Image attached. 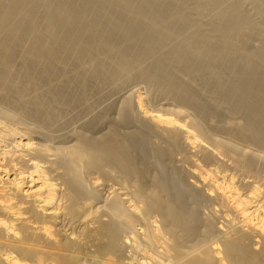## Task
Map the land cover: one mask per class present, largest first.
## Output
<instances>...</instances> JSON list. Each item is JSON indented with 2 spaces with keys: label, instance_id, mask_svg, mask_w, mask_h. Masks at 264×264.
<instances>
[{
  "label": "bare ground",
  "instance_id": "1",
  "mask_svg": "<svg viewBox=\"0 0 264 264\" xmlns=\"http://www.w3.org/2000/svg\"><path fill=\"white\" fill-rule=\"evenodd\" d=\"M0 264H264V0H0Z\"/></svg>",
  "mask_w": 264,
  "mask_h": 264
}]
</instances>
